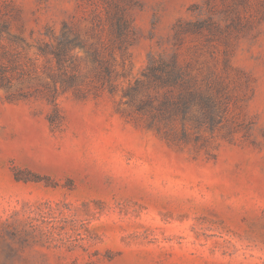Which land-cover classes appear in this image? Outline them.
Here are the masks:
<instances>
[{"label":"rangeland","instance_id":"obj_1","mask_svg":"<svg viewBox=\"0 0 264 264\" xmlns=\"http://www.w3.org/2000/svg\"><path fill=\"white\" fill-rule=\"evenodd\" d=\"M0 264H264V0H0Z\"/></svg>","mask_w":264,"mask_h":264},{"label":"trees","instance_id":"obj_2","mask_svg":"<svg viewBox=\"0 0 264 264\" xmlns=\"http://www.w3.org/2000/svg\"><path fill=\"white\" fill-rule=\"evenodd\" d=\"M168 64H166L165 66H167ZM156 67H154L153 65L149 66V70L147 72V76L150 75H155L156 73ZM172 72L173 74H176L174 76V78L171 79V81H174V79L176 78H180L182 79V76L180 75L181 72L172 65ZM155 77V76H153ZM178 78V79H179ZM168 80V79H167ZM182 86L185 85L184 89L182 88V91L179 93L178 98L176 100V102L174 103V106L176 108V111H180L182 114H185L186 112H188L192 105L195 103L196 99H197V93L196 90L193 89L190 86V82L188 81H183L182 82ZM205 108L201 109V116H198L197 118H195L197 125H202V124H207L209 128H212L220 119L221 116V112H216L214 107L211 106V104L209 105H205Z\"/></svg>","mask_w":264,"mask_h":264}]
</instances>
